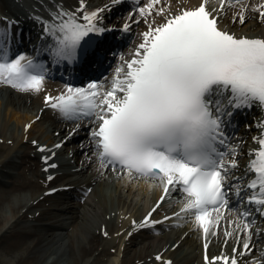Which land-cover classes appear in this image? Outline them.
<instances>
[{"label": "snow or ice", "instance_id": "6c2138e0", "mask_svg": "<svg viewBox=\"0 0 264 264\" xmlns=\"http://www.w3.org/2000/svg\"><path fill=\"white\" fill-rule=\"evenodd\" d=\"M120 2L109 0L92 8L87 0H78V7L69 8L64 0H37L30 13L40 25L35 56L13 51L11 26L18 21L4 17L0 82L40 92L51 71L49 63L74 67L95 60L103 68L107 49L98 40L144 23L139 42L128 53L119 52L110 77L66 83L58 95L46 93L45 103L67 119L88 121L89 141L94 142L101 169L119 170L128 182L144 179L159 186L162 194L155 206L141 221L133 219V226L151 229L169 221L170 216L157 220L153 213L176 190L182 194V207L171 217L187 216L194 228H202L207 264H264L255 256L238 259L253 251L256 214L264 217V131L253 137L258 146L248 150L250 159L240 175L234 173L241 169L243 140L229 134L238 112L264 109V35L237 32L223 23L232 9L236 11L228 18L233 24H244L250 12H258L264 22V0H137L119 27L106 26L104 13ZM45 55L48 59L41 58ZM79 128L77 124L51 146L31 141L41 153L44 171L53 170L48 180L59 166L56 150ZM232 197L240 208L232 210L229 220L225 213ZM222 220L232 225L223 232L235 238V254L209 256L208 236L219 233ZM259 251L264 257V245ZM149 260L173 264L160 251Z\"/></svg>", "mask_w": 264, "mask_h": 264}, {"label": "bare ground", "instance_id": "6f19581e", "mask_svg": "<svg viewBox=\"0 0 264 264\" xmlns=\"http://www.w3.org/2000/svg\"><path fill=\"white\" fill-rule=\"evenodd\" d=\"M90 1H101L103 3V0ZM36 3L37 0H11L12 5L6 1L0 3V5H2L3 9H6V7L9 8L7 13L18 15L20 18L24 15L21 10L25 8L33 9ZM64 3L65 5H74L75 0H64ZM233 11H236V9L229 11L228 15H226L223 20L226 26L237 32L250 35H264V22L258 17H254V19L253 12L248 14L251 18L241 25L238 21L235 24L230 22L228 17ZM2 90L0 92V137H6L7 139L11 138L13 141L12 145L9 144L7 146L10 152H12L11 155L0 162L1 174L5 173L7 176H12L11 181L7 178L9 184L0 190V237H4V241L7 242L4 247L5 251H3L2 255L4 264H119L121 261L120 256H115L111 259L112 261L109 260L106 263L105 257H102V255H104L103 252H107L108 250V247L103 246L105 238L101 234L103 225H105V230H107L110 235H113L114 231H118L124 225L119 226V222L128 223L129 217L133 215L141 216L145 210L150 207L151 201L154 198L149 199L148 196V199L142 202V206H136V203L134 204L133 201H128L127 198L122 196L116 201L113 199V191L118 190V183H112L114 179L111 178V175L102 174L97 177L99 172L97 171L95 173L88 172L87 177L84 178V181L94 180L93 183H90L94 186V189L88 195L85 202H75L71 207L67 206L65 208L62 203L65 202L66 196L71 195L70 192L64 194L59 193L60 195L57 194L58 197H56L57 195L53 196L56 198L54 200L52 197L54 200L52 208L46 206L45 203L50 197L36 202L44 188L38 180L28 176V169H26L27 162L32 158L30 150L34 147L32 145L28 146L29 150L25 152H21V149L27 146L24 141V125L38 113L42 106V102H40V96L36 93L13 95L11 92L8 93L9 91L6 89L4 90L5 92H2ZM6 93H8V96L5 95ZM4 99L6 100L4 101ZM28 104L31 106V114L27 111L29 108ZM26 107L27 109H24ZM22 108L25 110L24 113L21 112ZM44 114L45 112L43 115ZM41 120L42 119L33 124L28 131L24 130L32 135L31 139L36 138L40 140L41 137L40 135L37 136L36 132L41 128ZM12 121H15V126H10ZM47 137L51 139L52 134H49ZM47 137H43L42 139L45 140ZM85 141L84 146L90 144L89 148H84L85 152H89L85 155V157H87L91 155L93 147L92 142H88V138H86ZM73 146L77 145L74 144ZM78 147H71L75 149V151L73 150L74 155L66 157L70 162H72L73 159L75 160L74 162L77 164H73V167L78 166V162L76 161L80 159ZM59 153L61 155L64 151L62 150ZM81 156L84 158L83 166L87 165L89 163L87 158L82 154ZM38 157L39 155L36 154L35 158ZM34 164L36 167L39 166L34 170V173L43 176V172L40 170L41 164L38 161L34 162ZM13 168L20 169L17 172L18 177H16V171H14ZM90 168V166L81 168L79 173L85 170L88 171ZM71 183L78 187L82 181H74ZM146 185L150 184L147 183L143 186ZM54 186H56V184H54ZM125 187L130 191L134 188L128 185ZM147 187L152 190L156 188L152 186ZM27 189L29 191L25 192ZM143 190L148 191V189L144 187ZM158 193L159 191L153 192L155 197ZM66 209L70 210L69 216H65ZM37 210H41L39 216L35 214ZM50 211H52V213L49 217V224L48 228H46V232L36 233L38 236L32 241L29 240V237L34 234V230L30 227V223L32 221L42 222L44 219L43 216L50 213ZM127 212H131L128 218L125 216ZM31 213L34 214L29 216ZM6 232H8V234H6ZM120 236H125V233ZM120 236L118 238L121 240L122 237ZM180 237L181 235L170 236L168 237L169 240L163 236H158L153 239L146 238V240H144V245L138 249L133 243L137 244L142 239L136 234L131 237L129 242H126L123 251L120 249L123 255L122 264H137L142 259L151 256L152 253H156L166 247L167 243L172 245L175 242L171 241L172 238L177 241ZM187 242L193 246L196 244L197 240L192 236ZM8 247L9 250L6 249ZM15 249H18L20 252L17 260L11 255V250ZM195 251V255L201 253L200 246L196 247ZM172 256L175 257L174 255Z\"/></svg>", "mask_w": 264, "mask_h": 264}, {"label": "rangeland", "instance_id": "374dc122", "mask_svg": "<svg viewBox=\"0 0 264 264\" xmlns=\"http://www.w3.org/2000/svg\"><path fill=\"white\" fill-rule=\"evenodd\" d=\"M1 153V152H0ZM9 205V204H8ZM4 237H2L1 239H0V251H3V249H4V247H5V244L7 243V242H5L4 241ZM15 251L13 250L11 253H14ZM0 264H1V262H0Z\"/></svg>", "mask_w": 264, "mask_h": 264}]
</instances>
